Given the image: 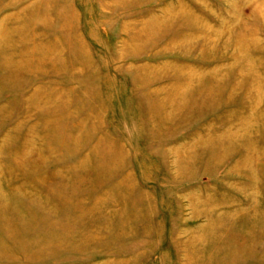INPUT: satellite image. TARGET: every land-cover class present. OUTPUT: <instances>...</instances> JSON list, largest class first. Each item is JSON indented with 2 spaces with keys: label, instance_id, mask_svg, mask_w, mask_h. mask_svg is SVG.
<instances>
[{
  "label": "rangeland",
  "instance_id": "obj_1",
  "mask_svg": "<svg viewBox=\"0 0 264 264\" xmlns=\"http://www.w3.org/2000/svg\"><path fill=\"white\" fill-rule=\"evenodd\" d=\"M0 264H264V0H0Z\"/></svg>",
  "mask_w": 264,
  "mask_h": 264
}]
</instances>
